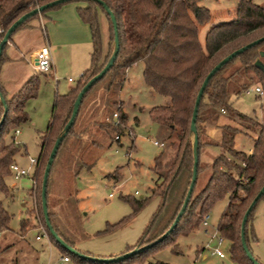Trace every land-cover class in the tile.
Returning a JSON list of instances; mask_svg holds the SVG:
<instances>
[{
	"label": "trees",
	"instance_id": "trees-1",
	"mask_svg": "<svg viewBox=\"0 0 264 264\" xmlns=\"http://www.w3.org/2000/svg\"><path fill=\"white\" fill-rule=\"evenodd\" d=\"M52 1L55 0H0V41L7 29L19 17ZM101 1L115 17L119 51L110 70L84 95L74 123L56 153L46 186L47 212L52 229L66 244L75 249L67 230L71 228L67 219L75 213L69 179L75 174L76 169L79 168L80 171L83 167L91 166L90 156L97 150L110 147L114 143L121 145V137L130 131L129 117L124 112L123 103L119 101L118 96L128 68L137 62H142L144 83L153 93L166 97L168 102L149 111L151 120L160 128L162 140L159 143L163 145L162 152L155 158L151 167L155 175L151 195L146 199L124 198L132 208V215L138 212L150 198L156 197L160 203L143 236L134 248L128 249L131 251L159 239L172 225L180 211L192 178L190 121L198 89L207 73L222 58L264 37V7L255 4L253 0H236L234 18L210 26L204 40L201 41V27L210 23L211 16L209 10L200 5V0ZM68 3L84 4L77 8V13L90 28L92 51L89 67L82 73L75 86L65 94L55 95L50 120L40 138V153L34 170L36 187H33L32 196L36 214L45 228L41 209V182L49 153L71 116L78 93L89 79L101 71L114 49L112 23L104 8L97 2L71 0L48 8L40 15L43 16L48 11ZM38 16L29 18L17 30L25 27L31 20L37 19ZM104 22L106 36L103 32ZM7 46L8 43L1 55L0 68ZM262 52H264V41L223 66L211 78L204 90L196 119L199 141L197 181L186 210L174 230L151 248L122 262L112 264L130 261L156 246L174 243L177 234L190 233L203 223L211 207L226 195L228 204L216 228L217 235L229 242L228 254L232 262L252 264L242 250L240 224L248 205L264 185V105L263 122H259L233 110L230 98L255 85L261 86L264 98V73L255 66L256 61L264 65ZM38 89V75L31 76L11 96L0 84V94L7 107L0 127V192H8L6 179L11 173L9 168L19 152L18 145L14 141L7 142L3 136L13 128L28 122L25 105L27 101L37 97ZM220 111L227 113L231 120L256 134L252 150L247 154L242 151H232L227 146L218 144L219 154L211 163L203 165L201 152L212 144L202 141L200 124L215 126ZM2 115L3 106L0 104V117ZM244 123L253 124L255 127H246ZM233 130L236 132L237 128ZM117 170L107 174L106 178L117 183L120 178ZM202 174H207L206 180L202 187L197 189ZM263 197L264 195L257 203ZM257 203L245 225V240L252 255L250 242H256L257 238L251 227V217ZM10 220V214L0 204V264L35 263L30 259V254L34 250L24 238L19 240L17 254L10 255L16 244L12 242L15 240H7L11 232ZM125 222L126 219L115 226ZM29 226V222L21 223V236H24ZM82 236L83 234L80 233V237ZM50 240L59 253L69 256L80 264H102L75 257L57 245L51 237ZM8 255L10 258L7 257ZM253 257L259 262L254 255ZM35 261L37 264V260Z\"/></svg>",
	"mask_w": 264,
	"mask_h": 264
},
{
	"label": "rangeland",
	"instance_id": "rangeland-1",
	"mask_svg": "<svg viewBox=\"0 0 264 264\" xmlns=\"http://www.w3.org/2000/svg\"><path fill=\"white\" fill-rule=\"evenodd\" d=\"M253 2L264 7V0H253ZM200 5L207 8L211 16L210 23L201 27V41L204 40L205 33L210 26L234 18L236 0H200ZM27 25L32 27L26 30L22 27L13 33L10 41L13 40L16 47L6 50V53L11 55V61L2 64L0 68V81L5 84L9 96L17 92L31 76L38 75L39 79L37 97L27 101L25 105L28 122L13 128L3 136L7 142L14 141L18 145L19 152L15 157V162L25 170L31 168L30 160L37 159L39 156L40 138L50 120L55 95L65 94L69 87L75 85L85 68L89 67L92 51L91 45L86 49L84 47L76 49L69 45L55 53L56 47L51 46L52 52H50L53 55L55 71L52 70L47 75L38 74L31 66L34 58L30 52L46 43L44 44L41 40V30L34 19ZM103 32L106 36L105 22ZM143 69L142 62H137L128 68L118 96L119 101L123 103L124 112L129 117L128 125L131 127L129 134L121 137V145L114 143L110 147L97 150L90 156L91 166L83 167L80 171L79 168L76 169L75 174L69 179L75 213L67 219L69 225L67 223L66 225L71 227L67 230L75 249L90 257L107 259L130 252L128 249L136 246L160 204L156 197L150 198L138 212L132 215L130 204L124 200L125 197L135 199L150 197L155 181L151 167L155 158L163 150L154 145V142H161L162 138L160 128L151 120L149 111L156 106L165 105L168 99L153 93L146 86ZM68 78H72L74 83H68ZM256 86L261 88L260 85H255L239 95H232L230 104L233 110L263 122L264 98L254 92ZM223 122L237 128L236 132L233 128L228 129L229 133H236L232 148L248 153L256 134L231 120L227 113L220 111L216 124ZM243 125L249 128L255 127L253 124L244 123ZM200 129L203 142L208 140L205 136V129L213 134L214 142L218 141L215 126L200 124ZM18 130L19 133L15 134ZM219 152V146L216 144L208 150L205 147L201 152V164L211 163ZM116 169H118L120 178L117 183H113L106 178V175ZM32 174L33 170L29 176L15 179L10 173L6 179L8 192H0V204L11 216L9 223L11 232L7 240H15L12 242L16 244L10 255L17 254L19 240L24 238L34 250L30 254L31 261L36 264L35 260H37L38 264L39 261L46 259L49 249L45 240L35 241V236L39 232L38 222L41 223V221L36 214L32 196L33 187H36V178ZM206 176L207 174H202L199 177L197 189L202 187ZM227 204L228 196L226 195L209 210L206 226L201 223L190 233L177 234L174 243L156 246L144 255L121 264H236L231 261L228 254L229 242L223 240L218 244L219 238L216 232ZM124 219H126L125 223L115 226ZM23 221L29 222L30 226L24 236H21ZM251 227L264 253V197L257 203L252 213ZM80 233L83 234L82 237ZM213 236L215 238H212ZM215 247L224 253V258L213 254ZM51 252L56 260L59 250L52 242ZM111 255L112 257H109ZM7 257L10 258L9 255ZM259 262L264 264V261L260 259ZM69 264L80 263L71 259Z\"/></svg>",
	"mask_w": 264,
	"mask_h": 264
},
{
	"label": "water",
	"instance_id": "water-1",
	"mask_svg": "<svg viewBox=\"0 0 264 264\" xmlns=\"http://www.w3.org/2000/svg\"><path fill=\"white\" fill-rule=\"evenodd\" d=\"M67 1H71V0H55L52 1L50 3H47L43 6L37 7L35 9H33L32 11L22 15L21 17H19L5 32L3 38L0 41V59H1V55L2 52L4 50L5 45L8 43L9 39L11 38V36L13 35V33H15V31L17 30V28L19 26H21L25 21H27L29 18L33 17L34 15H40L42 12H44L45 10H47L48 8L54 7L58 4H63ZM87 1H94L97 2L98 4H100L106 14L109 16L110 21L112 23L113 26V30H114V49L113 52L110 56V58L108 59L107 63L104 65V67L101 69V71L96 74L95 76H93L91 79H89L87 81V83L82 87V89L80 90V92L78 93L74 104H73V108H72V113L71 116L69 118V120L67 121L66 125L64 126L63 130L61 131V133L59 134V136L56 138L51 151L49 153L46 165H45V169L43 172V176H42V182H41V209H42V215L44 218V222H45V226L46 229L50 235V237L55 241V243L57 245H59L62 249H64L65 251H67L69 254L78 257L82 260H86L89 262H94V263H102V264H112V263H119L122 262L123 260H126L142 251H145L149 248H151L152 246L156 245L157 243L161 242L164 238L167 237L168 234H170L174 228L176 227L177 223L179 222L181 216L183 215L184 211L186 210V207L188 205V202L190 200V197L192 195L193 189L195 187L196 181H197V173H198V164H199V141H198V134H197V128H196V119H197V111H198V106L200 104L201 98L203 96L204 90L207 87L209 81L211 80V78L226 64H228L230 61H232L234 58H236L237 56L241 55L242 53H244L245 51H247L248 49H250L251 47L258 45L259 43L264 41V37H260L258 39H256L255 41L240 47L239 49L233 51L232 53H230L229 55L225 56L224 58H222L205 76V78L203 79L196 98H195V102H194V107L192 110V117H191V121H190V133L192 136V152H193V167H192V178L186 193V197L183 201L182 207L180 209V211L178 212L174 222L172 223V225L168 228V230L156 241H154L151 244L145 245L143 247L140 248H135L132 251L119 256V257H115V258H95V257H90L84 254H81L80 252H78L76 249L72 248L71 246H69L68 244H66L57 234L56 232L52 229L50 223H49V219H48V212H47V202H46V186H47V180H48V175L50 172V168L51 165L53 163V160L56 156V153L63 141V139L65 138V136L68 134L70 128L72 127L74 120L77 116V113L79 111V107L81 105V102L83 100L84 95L89 91V89L96 84V82H98L99 80H101L103 78V76L110 70V68L113 66L118 51H119V42H118V33H117V24H116V20L114 15L112 14V12L106 7V5L104 4L103 1L101 0H87ZM261 57L264 58V52L261 53ZM255 66L257 68H259L263 73H264V65L260 62V61H256L255 62ZM0 104L3 106V115L0 118V127L3 124L6 112H7V107H6V103L5 100L2 98L1 94H0ZM264 195V185L259 189V191L257 192V194L255 195V197L252 199V201L250 202V204L248 205L247 209L245 210L242 219H241V224H240V242H241V246H242V250L245 253L247 259L252 263V264H260L251 254V252L249 251V248L247 246L246 240H245V225L247 223L248 220V216L251 213V211L253 210L255 204L257 203V201Z\"/></svg>",
	"mask_w": 264,
	"mask_h": 264
},
{
	"label": "crops",
	"instance_id": "crops-1",
	"mask_svg": "<svg viewBox=\"0 0 264 264\" xmlns=\"http://www.w3.org/2000/svg\"><path fill=\"white\" fill-rule=\"evenodd\" d=\"M80 6H84V4L68 3L57 9L48 11L43 16L39 15L38 18L35 19V21L37 22L41 30V33H40L41 40L43 41L44 44L46 43L49 45L51 52H52L51 46H53L54 48L56 47L55 53L60 52L64 47L69 46V45L73 46L76 49L78 47L79 48L84 47L86 49V48H89V45H91V48H92V36H91L90 28L88 24L84 23L80 19L77 13V8ZM41 25H43L44 27V32L41 29ZM31 27H32L31 25H26L23 28L26 30ZM11 47H16V43L13 40L8 42L7 48H11ZM41 47L31 50L30 53L33 58H34L36 51H38ZM6 50H5V53H6ZM10 56H11L10 53L9 54L6 53V55H4V59L1 63V66L2 64L8 63L11 61ZM51 57H52V62H53V71H55V64H54L52 53H51ZM86 69L87 68H85V70ZM68 83H74V81L73 82L68 81ZM0 84L1 86L4 87L5 91L7 92L5 84L1 81H0ZM74 86L69 87L68 91L72 89ZM229 128H235V127L225 122L221 124L220 123L216 124L215 131L218 133L217 140L219 141V145L224 144L225 146L230 148L232 151H236L235 149L232 148L234 134L233 133L231 134L228 132ZM18 133H19V130H18ZM18 133H15V134H18ZM205 136L208 138V140L205 142H211L212 146L214 144L218 145L217 144L218 141L214 142L215 139L213 138V134L210 133L209 130L205 129ZM210 147H207V150L210 149ZM251 150H252V147L249 149L247 154H249ZM34 170L35 168H33V173H34ZM250 248H251L253 255L258 260L260 259L261 261H264L263 249L261 248V245L257 241L256 242L251 241ZM109 257H112V255Z\"/></svg>",
	"mask_w": 264,
	"mask_h": 264
},
{
	"label": "built area",
	"instance_id": "built-area-1",
	"mask_svg": "<svg viewBox=\"0 0 264 264\" xmlns=\"http://www.w3.org/2000/svg\"><path fill=\"white\" fill-rule=\"evenodd\" d=\"M41 29L44 32V27L42 25H41ZM32 68L36 73L49 74L52 72L53 62H52L50 47L48 44L44 45L38 51H36V53L34 55V63H32ZM68 81L73 82V79L68 78ZM254 92L258 96H263V90L259 86H256L254 88ZM15 133H18V131H15ZM154 145L159 146V147L163 146L161 143H158V142H154ZM30 165H31V168L25 170V169L20 168L16 163H12L10 165L9 169H10L11 174L15 177V179H19V178L24 177V176H29L30 172L37 165V159H31ZM32 175H34V173ZM111 196L112 195L110 194V197ZM203 225L204 226L207 225V217L204 219ZM37 228H38L39 232L35 236V241L41 242L42 240H45L47 242V246L49 249L46 259L39 261L38 264H69L71 262V258L67 255H63V254L59 253V256L56 260L53 258V255L51 252V240H50V237H49V234H48L46 228L40 222H38ZM212 238H215V236H213ZM222 241H223V239L219 238L218 244H220ZM213 254H215L219 258L225 257L224 253L220 249H218L217 247H215L213 249Z\"/></svg>",
	"mask_w": 264,
	"mask_h": 264
}]
</instances>
